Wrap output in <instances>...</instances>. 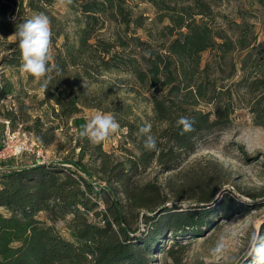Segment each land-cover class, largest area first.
<instances>
[{"label": "trees", "instance_id": "obj_1", "mask_svg": "<svg viewBox=\"0 0 264 264\" xmlns=\"http://www.w3.org/2000/svg\"><path fill=\"white\" fill-rule=\"evenodd\" d=\"M57 1L0 0L1 68L19 69L21 53L12 34L15 23L30 18V12L49 16L53 44L63 39L62 49L52 61L59 74H52L44 95L46 103L54 104L55 119L74 121L78 130L76 148L80 150L76 162L3 164L0 264H153V256L165 251L166 241H176L170 249L175 248L180 239L202 235L219 213L229 219L232 211L244 207L230 196L217 199L224 176L216 166L201 169L185 163L209 135L228 128L234 115L233 104L215 90L212 109H198L207 89L194 80L206 71L201 69L203 54L217 52L225 58L237 46L248 50L250 43L234 41L203 25L200 17L211 15L205 2L198 4L200 12L191 17L172 16L173 27L183 36L172 43L168 54L150 52L149 57L144 56L143 68L138 60L128 58L133 73L145 86L160 89L151 93L154 116L146 121L131 119L123 114V107L108 106L110 91L101 93L92 88L103 85V73L123 65L124 55L113 50L110 42L97 39L95 28L107 9H117L115 0H72V6L78 5L85 16L73 40L66 25L50 11ZM249 56L247 52L245 58ZM263 85L256 79L250 87L257 90ZM13 94V85L1 81L0 105ZM85 108L112 113L126 129L125 143L132 149L123 148V158L106 152L102 144L80 137L86 121L78 116ZM3 116L16 128L14 112L7 110ZM180 116L194 120L195 130L182 135L176 126ZM145 124L151 125L156 150H146L136 135ZM41 125L38 121L33 131L39 143L47 147L56 138L54 133L43 134ZM4 132L2 126L0 138ZM86 157L92 161L90 165L83 163ZM153 171L157 173L149 179ZM168 174L172 176L160 183L159 177ZM182 200L189 201L191 207H178ZM41 214H45V220ZM58 221L67 222L69 238L58 232Z\"/></svg>", "mask_w": 264, "mask_h": 264}, {"label": "rangeland", "instance_id": "obj_2", "mask_svg": "<svg viewBox=\"0 0 264 264\" xmlns=\"http://www.w3.org/2000/svg\"><path fill=\"white\" fill-rule=\"evenodd\" d=\"M114 2L117 9H107L95 28L97 39L110 42L115 46L113 50L124 55L123 65L103 73V85L92 88L101 93L110 91L108 106L123 107V114L131 119L146 121L154 116L151 93L160 89L145 86L133 73V65L128 58L138 60L143 68L146 67L145 52L168 54L172 43L183 36L173 27L172 16L187 14L191 17L200 12L198 4L205 2L211 15L199 16L203 25L213 29L214 33L226 34L234 41L242 39L250 43L248 50L237 46L225 58L217 52L203 54L201 69L206 71L200 72L194 80L195 84H204L202 86L207 89L197 105L198 109H212L215 90L216 94H221L233 104L234 115L228 128L209 135L185 163L201 169L216 166L224 176L217 199L230 196L243 203L244 207L232 211L229 219L219 213L202 235L180 239L175 248L170 249L176 241H166L165 251L153 256V264H252V259L246 255L248 241L254 232L264 237V87L257 90L250 87L256 79L264 82V0H158V5L152 0ZM79 10L78 5L65 7L58 1L50 9L66 25L71 40L75 38L77 25L85 20ZM33 15L35 13H29L30 17ZM137 40L146 45L140 47ZM63 42L59 39L53 44V57L62 49ZM247 52L250 56L245 58ZM3 80L13 85L14 94L0 105V110H3L0 112L1 131L5 126L0 138V172L5 168L4 163L17 166L34 162L40 164L45 160L55 164L65 160L78 161L80 150L76 148L78 130L74 121L62 123L54 118L51 107L54 104L46 103L41 91L42 81L23 73L20 67L5 66L0 67V82ZM7 110L17 117L16 128L3 116ZM97 112L105 113L85 108L78 118L85 119L86 124ZM38 121L42 124L43 134L55 135V142L47 147H43L35 137L33 130ZM125 134L126 129L120 127L101 143L104 150L123 158V148L132 149L125 143ZM27 148L30 152L26 151ZM37 151H41L44 157L38 158ZM15 152L17 156L13 157ZM12 158L14 162H11ZM91 162L86 157L83 163L90 165ZM156 173H150L149 179ZM166 176L172 175L160 176L159 182H164ZM177 204L178 207H191L186 200ZM40 217L46 219L45 214ZM56 228L64 237H70L66 221H58ZM218 242H222L223 248L220 253L214 254L213 249Z\"/></svg>", "mask_w": 264, "mask_h": 264}, {"label": "clouds", "instance_id": "obj_3", "mask_svg": "<svg viewBox=\"0 0 264 264\" xmlns=\"http://www.w3.org/2000/svg\"><path fill=\"white\" fill-rule=\"evenodd\" d=\"M72 0H58V4L67 6ZM15 20V18H13ZM15 32L12 36L18 42L21 53L20 70L33 77L37 81H42L41 91L45 92L53 79V73L59 74V68L52 63L53 43L51 20L44 13H37L19 23H15ZM150 56V52H145ZM194 120L187 116H180L176 120V126L181 129V134L194 131ZM120 125L111 114L97 112L80 130L81 138L88 139L93 144H101L110 135L116 133ZM136 135L143 140L144 148L148 151L157 149V142L151 135V125L145 124L138 128ZM222 242H218L213 249L217 254L222 251ZM248 257L252 259V264H264V237L253 233L248 241Z\"/></svg>", "mask_w": 264, "mask_h": 264}, {"label": "built area", "instance_id": "obj_4", "mask_svg": "<svg viewBox=\"0 0 264 264\" xmlns=\"http://www.w3.org/2000/svg\"><path fill=\"white\" fill-rule=\"evenodd\" d=\"M26 151H29L30 152V150L28 148H27ZM19 153L21 154V152H19ZM36 154L38 155V158L44 157V156H41L42 155V152L41 151H37ZM13 155H14L13 157H16L17 156V153L15 152V153H13ZM47 163L48 162H46V160L40 162V164H47Z\"/></svg>", "mask_w": 264, "mask_h": 264}]
</instances>
